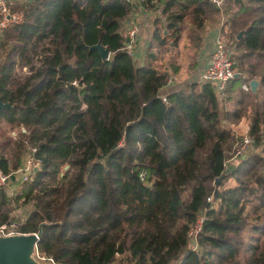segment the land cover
Returning <instances> with one entry per match:
<instances>
[{"label":"trees","instance_id":"trees-1","mask_svg":"<svg viewBox=\"0 0 264 264\" xmlns=\"http://www.w3.org/2000/svg\"><path fill=\"white\" fill-rule=\"evenodd\" d=\"M172 9L165 27L175 37L168 40L157 26L140 61L124 50L132 15L124 0H25L16 10L24 22L0 33V98L12 106L0 110V169L11 175L23 166L28 135L42 163L24 191L26 201L40 200L35 192L44 178L57 180L66 165L78 168L56 211H34L21 229L36 233L48 223L37 245L40 259L264 264V0H228L222 8L170 0L166 10ZM211 14L235 23L246 16L244 28H231L228 45L242 76L223 98L197 78L168 88L169 67L179 68L160 63V52L178 45L188 16L201 31L200 44ZM98 43L109 49L108 61L90 50ZM18 66L30 73L24 80ZM254 79L260 81L256 94L243 89ZM243 118L256 150L227 173L231 126ZM2 124L26 129L18 151ZM232 181L237 186L226 188ZM13 203L0 189V227L12 221ZM203 213L193 251L188 233Z\"/></svg>","mask_w":264,"mask_h":264},{"label":"built area","instance_id":"built-area-1","mask_svg":"<svg viewBox=\"0 0 264 264\" xmlns=\"http://www.w3.org/2000/svg\"><path fill=\"white\" fill-rule=\"evenodd\" d=\"M127 4L132 6V15L126 23V43L124 45V50H126L132 57L137 60V44L140 39V27L137 19V10L136 7L147 2L149 0H124ZM205 2L214 5L218 8H221L228 0H204ZM12 0H0V33L15 27L19 26L24 22V13L15 11L12 8ZM222 34H219L214 41V48L210 58V62L203 70L200 76V80L203 83H209L214 87V91L217 96L223 98L225 97L226 90L230 83L234 80L235 63L233 61V52L231 48L227 45L225 40L222 37ZM173 81H169V85ZM243 89L247 92L251 91L249 84L243 86ZM234 136L235 144L233 147V153L231 158L228 159L224 167L227 169L229 165L240 158L245 157V155L255 149L256 143L253 138L246 131L236 132L235 126H231ZM21 133H27L26 129L22 128ZM16 133L14 132L13 138H16ZM125 146V143H121L120 147ZM37 149L33 148V153H31L27 158H25L23 166L12 173L11 175H6L2 169H0V189L5 193L6 196L11 197L14 195L15 191L12 188L14 178H18L20 184L31 180L36 173L41 170V159L36 156ZM212 202V197L208 199V203ZM207 220L206 214L203 213L198 216L196 222L190 227L188 236L190 240V245H192L191 250L197 251L199 248L198 238L203 231V226ZM24 234L21 232L20 226L16 221H10L7 224H4L0 227V237H9L12 235ZM39 258V255L37 254ZM54 263L53 260H50ZM55 264V263H54Z\"/></svg>","mask_w":264,"mask_h":264},{"label":"rangeland","instance_id":"rangeland-1","mask_svg":"<svg viewBox=\"0 0 264 264\" xmlns=\"http://www.w3.org/2000/svg\"><path fill=\"white\" fill-rule=\"evenodd\" d=\"M17 4L16 3L14 4L15 11L18 9H21L22 5H23V3L21 5H17ZM216 16H217L216 14L210 15L211 19H210V21H208L207 28L203 29V32L210 31V29L215 28V27H220V23L222 22L224 24L223 34L225 37V42L229 46L231 44L233 45V39L232 38H234L235 31L233 33V30L231 31V28L232 27L235 28L236 26H237L236 28H239V27L244 28L245 27L244 25L246 22L242 21V20L244 18L246 19V16L237 22L238 25H237V23L233 22L232 18H229V21H228V18L223 17V18L219 19ZM189 24L192 25V22H190ZM125 29H126V26H125ZM240 33H243V32H240ZM125 34H126V31H125ZM238 36H237V39H238ZM204 46H205L204 44L201 45V43H200L199 47H198L199 51L196 52L195 49L190 47L192 54L190 56H188V54H184L185 62L186 63L190 62L189 67H192L193 65H197V67H199V65L201 63V61H200L201 53H199V52L204 48ZM177 53H178L177 50H172L170 47L164 48L160 52L162 64H164L166 66L167 63L170 65L172 61H174L176 63V60L178 58V56L176 55ZM182 58H183V56H182ZM190 58H191V60H190ZM178 59H180V58H178ZM177 65L178 64L176 63L175 66L177 67ZM25 68L27 69V67L22 68V66H18V68H17L16 74L21 80H24V78H26L30 75L28 69L25 70ZM242 123H244V126L243 125L241 126V124H238V125L234 124V126L240 127V128H238L240 131L248 130V134H249L250 121L246 119ZM1 127L3 130L4 129L8 130V126L6 124H2ZM22 128H24V127H20L17 129V133H16L17 136H16V138H13V142L15 143L12 147L13 150L14 149L17 151L19 150L16 145L19 142H21V140L23 139V137H22V139L20 138L23 134L21 133V131H18V130H21ZM235 129H236V127H235ZM28 138H29V135L27 136V142H26L27 145L25 148L22 149V159L23 160L25 158H27L31 153H33L34 147L29 142ZM255 150H256V147L253 151L247 153L246 155H250ZM81 152H82V150H78L77 154L74 155L73 159L76 156L80 155ZM19 153H21V152H19ZM232 153H233V149L231 151V155H232ZM237 162H238V160L233 161L229 165V167L231 165H234ZM50 171H52V170H50ZM77 171H78L77 167L71 168L70 165H66L61 169L60 177H58L57 180H54L52 178V176H53L52 174L49 175L48 177L44 178V180H43L44 186L38 187L37 188L38 192H35V194H36L35 196H38L40 199L39 201L34 200L35 198L30 199V201H26V198H24V196H23L24 191L28 189L29 183L32 180H29L27 182L20 184V186L15 191L14 195L10 197V199L11 200L13 199V201H14V203H13V209L14 210L12 212V221H16L19 224L20 229H22L26 225L29 216L34 211H39V209H43V211L45 210V212L54 213L56 211L55 209L62 204L63 199L66 195V192H67L70 184L72 183ZM43 189H45V191L49 192L48 195L46 194V192H43ZM27 234H29V233H27ZM192 245L193 244L190 245L191 248H192ZM36 260H38L41 264L51 263V261H49L47 259H39L38 257H36Z\"/></svg>","mask_w":264,"mask_h":264},{"label":"crops","instance_id":"crops-1","mask_svg":"<svg viewBox=\"0 0 264 264\" xmlns=\"http://www.w3.org/2000/svg\"><path fill=\"white\" fill-rule=\"evenodd\" d=\"M25 0H12V5L13 4H17V5H21L22 3H24ZM168 1L170 0H149L147 2H144L143 4L139 5L136 7L137 12V19L139 22V27H140V39L139 42L137 44V60L136 61H140L141 58H146L147 56V48H148V44L150 43L151 39H153V34L155 33V29L158 26L159 28H162L163 34L165 36H168V40H172L175 35L173 34L172 30H168L165 25L167 23L166 19L167 16L169 15V13L174 12L175 9H172L170 11L166 10V5L168 3ZM190 20H191V16H188L185 18V20L183 21V30L180 32V41L178 43L177 46H174L173 43H171V49L172 50H177L178 53L176 54L178 56V59L176 60V63L178 64L177 67L179 68L178 72H173L172 71V67H169V71H170V77L171 79H173L172 83L170 85H168L167 87L171 89L174 88H181L184 87L186 83H190L192 80H195L196 78L198 80H200V76L201 73L203 72V70H205V68L207 67V65L210 62V58L213 52V48H214V41L216 39V37L219 36V34H222L223 39H224V34H223V27L224 24L221 22L220 23V27H215L210 29V31H206L204 32L205 37L203 38L201 45H205L204 48L199 52L201 53V63L199 65V67H197V65H193L192 67H189V63L185 62L184 59V54H188V56H190L192 54V51L190 49V47H192L193 49L197 51H199V48L197 47L199 44L198 41H196V35L201 34V31H199V29H197V27L195 26V24L193 23L192 25H190ZM187 40V41H186ZM225 40V39H224ZM189 41V42H188ZM189 43V44H188ZM183 56V58H182ZM191 60V58H190ZM162 63V61L160 62ZM25 70H27L25 68ZM167 71V72H169ZM255 80V79H254ZM257 80V79H256ZM259 81V80H258ZM175 83V84H174ZM177 83H179L177 85ZM173 84L175 86H173ZM177 85V86H176ZM259 88H260V81H259ZM258 88V90H259ZM168 91L167 89L164 91V93ZM246 119L243 118L239 124H241V126H244V123H242L243 121H245ZM238 125V124H236ZM237 129L235 130L236 132L240 131L238 128V126H235ZM18 128H10L8 127L7 131L8 136L13 139V133L17 132ZM19 131V130H18ZM25 160V159H24ZM24 163V162H23ZM18 178H14V184H13V189L14 191L17 190V188L20 186L18 185ZM237 184L236 182H230L226 188H231V187H236ZM8 197V196H7ZM10 199V197H8ZM40 259V258H39ZM50 261V260H49Z\"/></svg>","mask_w":264,"mask_h":264},{"label":"water","instance_id":"water-1","mask_svg":"<svg viewBox=\"0 0 264 264\" xmlns=\"http://www.w3.org/2000/svg\"><path fill=\"white\" fill-rule=\"evenodd\" d=\"M243 36L240 33L238 39ZM90 50H96L100 53L104 61L110 59L111 53L108 48L104 47L102 43H98L90 47ZM240 73H235L234 79L240 78ZM251 92L256 94L259 88V81L252 80L249 83ZM12 108L10 103H4L0 98V110ZM234 166H230L226 172L233 170ZM221 179L217 181L220 184ZM47 223H41L38 228V232L29 234L12 235L9 237H0V264H41L37 257V245L43 236V229L47 226ZM54 264V263H49Z\"/></svg>","mask_w":264,"mask_h":264}]
</instances>
